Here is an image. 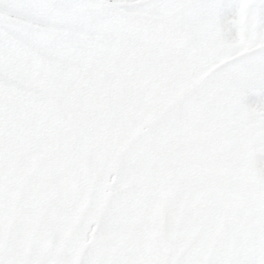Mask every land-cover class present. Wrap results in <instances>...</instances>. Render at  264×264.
Instances as JSON below:
<instances>
[{
  "label": "snow or ice",
  "instance_id": "obj_1",
  "mask_svg": "<svg viewBox=\"0 0 264 264\" xmlns=\"http://www.w3.org/2000/svg\"><path fill=\"white\" fill-rule=\"evenodd\" d=\"M264 0H0V264H264Z\"/></svg>",
  "mask_w": 264,
  "mask_h": 264
},
{
  "label": "crops",
  "instance_id": "obj_2",
  "mask_svg": "<svg viewBox=\"0 0 264 264\" xmlns=\"http://www.w3.org/2000/svg\"><path fill=\"white\" fill-rule=\"evenodd\" d=\"M247 102L249 104H264V90H262L259 94H250Z\"/></svg>",
  "mask_w": 264,
  "mask_h": 264
}]
</instances>
